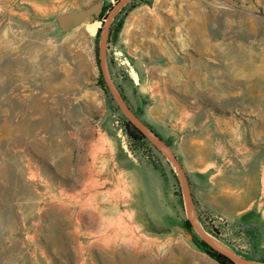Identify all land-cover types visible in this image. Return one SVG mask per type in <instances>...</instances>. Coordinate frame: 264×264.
Instances as JSON below:
<instances>
[{
	"label": "rangeland",
	"instance_id": "1",
	"mask_svg": "<svg viewBox=\"0 0 264 264\" xmlns=\"http://www.w3.org/2000/svg\"><path fill=\"white\" fill-rule=\"evenodd\" d=\"M97 1L0 0V264H220L189 219L179 173L148 137L129 138L135 124L104 80L102 29L118 0L66 35L44 21ZM104 62L170 147L162 135L182 112L264 126V0H132L113 15ZM210 210L195 203L205 235L264 262L262 211Z\"/></svg>",
	"mask_w": 264,
	"mask_h": 264
},
{
	"label": "crops",
	"instance_id": "2",
	"mask_svg": "<svg viewBox=\"0 0 264 264\" xmlns=\"http://www.w3.org/2000/svg\"><path fill=\"white\" fill-rule=\"evenodd\" d=\"M262 131L261 123L256 127L241 125L233 115L201 110L182 112L162 137L172 141L173 151L193 181L197 207L209 213L214 209L218 212L213 215L235 220L259 211L264 218V145H256L262 141ZM153 180L149 179V187L156 192ZM232 188L237 189L240 198H227Z\"/></svg>",
	"mask_w": 264,
	"mask_h": 264
},
{
	"label": "water",
	"instance_id": "3",
	"mask_svg": "<svg viewBox=\"0 0 264 264\" xmlns=\"http://www.w3.org/2000/svg\"><path fill=\"white\" fill-rule=\"evenodd\" d=\"M130 1L132 0H118L117 3L112 7L110 12L106 16L102 29V40L100 45V66H101L102 74L104 76V80L113 98L115 99L119 107L124 111V113L127 114L130 120L135 124V126L146 137H148L152 141V143L171 161V163L179 173L184 186L185 198L189 211V219L191 223L195 226V228L197 229L198 233L203 238V240L212 248L225 254L227 257H229L237 264H264V262H260L254 259L244 257L232 250H229L221 245H218L201 231V229L199 228V226L196 225L195 222V203H194L193 195L191 193L188 176L181 162L177 158L173 149L169 145H167L159 136H157L154 133V131L150 129L143 122V120L132 110V108L128 105L123 95L113 84L106 70V66L104 62L106 41L113 15L115 14L116 11H118L120 8H122L126 3ZM104 7H105V0H99L87 7H67L52 13L47 18H45L44 21L51 24L55 34L62 36L71 33L73 30L83 25L90 18H93L95 20L101 19L104 11ZM137 95L140 99L141 104H143V97L141 96L139 91L137 92ZM170 228L180 233L185 239L190 241L195 246H198V244L195 241V237L193 233L190 230H188L185 226L172 225L170 226Z\"/></svg>",
	"mask_w": 264,
	"mask_h": 264
},
{
	"label": "trees",
	"instance_id": "4",
	"mask_svg": "<svg viewBox=\"0 0 264 264\" xmlns=\"http://www.w3.org/2000/svg\"><path fill=\"white\" fill-rule=\"evenodd\" d=\"M106 9H107V6L105 3L103 14L106 11ZM103 14H102V17H103ZM127 124H128L127 132H128L129 138L131 140L133 139L134 141H139L140 139L146 138L144 136V134L138 128H136L130 121H128ZM205 246H206V252L208 253V255L211 256L212 258H214L218 263H220V264H236V262L231 260L225 254H223V253L219 252L218 250L212 248L207 243L205 244ZM244 257H246V256H244Z\"/></svg>",
	"mask_w": 264,
	"mask_h": 264
},
{
	"label": "bare ground",
	"instance_id": "5",
	"mask_svg": "<svg viewBox=\"0 0 264 264\" xmlns=\"http://www.w3.org/2000/svg\"><path fill=\"white\" fill-rule=\"evenodd\" d=\"M136 75H138V74H136Z\"/></svg>",
	"mask_w": 264,
	"mask_h": 264
}]
</instances>
